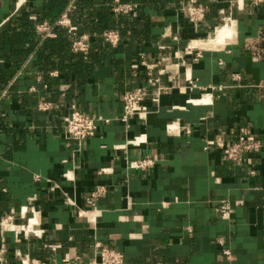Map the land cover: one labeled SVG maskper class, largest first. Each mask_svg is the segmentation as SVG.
<instances>
[{
  "label": "crops",
  "instance_id": "0c3cea01",
  "mask_svg": "<svg viewBox=\"0 0 264 264\" xmlns=\"http://www.w3.org/2000/svg\"><path fill=\"white\" fill-rule=\"evenodd\" d=\"M65 1L59 18L66 13L75 33L60 26L56 52L46 39L62 42L58 32L39 34L26 56H13L18 45L1 31L23 6L40 10L43 0H0V220L12 210L15 223H26L20 207L33 206L43 232L15 236L0 227L7 264H20L17 252L45 264H93L95 239L122 251L125 264H264V149L231 163L205 147L244 124L264 141V5L213 0L192 24L183 0H126L138 4L141 20L107 46L100 35L119 18L108 14V2ZM228 15L220 33L230 40L208 45ZM82 34L86 53L72 48ZM143 61L160 75L150 91L164 90L158 105L145 100L144 119L126 126L121 97L145 84ZM71 104L97 126L80 147L62 124ZM136 137L141 142L128 143ZM144 158L152 165L129 167ZM97 186L105 192L95 199L93 224L78 209H90L85 199ZM222 199L232 206L227 219L215 211Z\"/></svg>",
  "mask_w": 264,
  "mask_h": 264
},
{
  "label": "built area",
  "instance_id": "2783aa9c",
  "mask_svg": "<svg viewBox=\"0 0 264 264\" xmlns=\"http://www.w3.org/2000/svg\"><path fill=\"white\" fill-rule=\"evenodd\" d=\"M213 0H183L182 10L185 12L187 20L192 24L200 23L206 13L209 3ZM251 7H259L264 5V0H246ZM109 9L112 14L116 17L129 16L135 17L138 12V4L135 2L123 1V0H112L109 4ZM226 22L223 25L231 22L230 15L225 16L223 20ZM58 26H68L69 31H76L77 27L70 24V18L66 13H64L59 19L55 21L54 24L49 21H43L36 25V31L44 37H54L56 35V28ZM104 43L110 46H116L120 40V30L118 27L114 29L105 30L100 35ZM72 48L74 51H79L86 53L89 48V38L87 35L82 34L76 36V39L72 43ZM192 46H188L189 54L193 51ZM199 56V53L196 55ZM146 69V82L143 86H139L133 90L126 91L122 94V113L120 115V120L125 123L126 126L129 125L130 121L134 118L144 119L145 116L150 112L149 108L145 105V100H149L155 105L159 104V97L163 92L164 88L159 86L154 91H150V83H160V75H155L153 70L155 65L148 64L143 61ZM234 79L237 78L235 75ZM191 88L196 87V84L188 77ZM205 90V88H204ZM203 97L201 98L202 101ZM203 102V101H202ZM49 103H42L38 105V109L46 110ZM64 133L67 139H71L76 142L78 147L82 146L83 142L92 137L97 129L95 119L85 113H83L76 104H71L66 113L64 114L62 120ZM168 129L176 130L178 126L174 123L167 125ZM184 129L189 133V127H184ZM141 142V137H136L131 141L130 144H136ZM206 148L211 147L221 152L223 157L231 163H241L243 161L244 155L249 152L258 153L264 149V141L255 134L252 133L249 126L244 124L240 126L237 130L230 131L229 139H226L222 134L216 135L212 140L207 141ZM152 165V160L149 158L137 159L129 163V167L133 169H146ZM105 169H101L103 172ZM66 176V175H65ZM59 188V186L54 183L50 190ZM105 192L104 186H97L90 194L86 197V204L89 205L90 209H78V215L85 217L90 223H96V207L95 199L100 197ZM232 206L229 200H220L215 211L220 218L227 219L230 217ZM37 209L31 206L29 209L27 206L20 207V214L22 217L28 214L26 223L17 224L14 221V211L5 216L0 220V227L5 231H12L15 236H18L19 232H22L26 237L34 236L41 237L42 230L38 228L39 220L37 218ZM37 218V221L31 223V220ZM31 227V230H29ZM222 243V241H220ZM54 248L53 245H50ZM92 249L94 253L93 264H125L124 255L122 251L103 243L99 239H95L92 244ZM226 255H229L228 250H223ZM16 257L18 258L20 264H45V262L38 259L29 257L28 255H22L17 252ZM8 259L4 249L0 248V264H7Z\"/></svg>",
  "mask_w": 264,
  "mask_h": 264
},
{
  "label": "trees",
  "instance_id": "16d2710c",
  "mask_svg": "<svg viewBox=\"0 0 264 264\" xmlns=\"http://www.w3.org/2000/svg\"><path fill=\"white\" fill-rule=\"evenodd\" d=\"M111 1L112 0H105V2H108V4ZM145 1L153 3L157 0ZM82 3L83 5L92 4L91 0H84V2ZM65 6V0H43V6L40 10L36 7H32L29 9L26 6H23L19 11V15H17V17H14L11 21L8 22L7 30L1 31L2 38L6 37L8 39V42H10L11 44L18 45V47H12V49L10 50V55L26 56L36 46L37 39L40 36L39 33L36 31V25L43 21H49L50 23L54 24L55 21L61 15ZM107 12L111 17H113V14L110 9H108ZM32 14L35 15V19L31 18ZM141 16L142 11L140 10H138L137 15L135 17L120 16L117 21L120 32L123 33L125 30L133 29V25L141 20ZM58 27L56 28V32H58L56 39L62 40V42H54L53 38H47L46 43H52L49 46L51 49L50 54L56 52L57 49H59L57 44H61V46L63 44V36L61 34L59 35L60 29H58ZM39 56L42 57L43 54L40 53ZM71 57L81 60V57L78 55H72ZM9 58L10 56L8 57V59Z\"/></svg>",
  "mask_w": 264,
  "mask_h": 264
},
{
  "label": "bare ground",
  "instance_id": "6f19581e",
  "mask_svg": "<svg viewBox=\"0 0 264 264\" xmlns=\"http://www.w3.org/2000/svg\"><path fill=\"white\" fill-rule=\"evenodd\" d=\"M22 2V1H21ZM230 36V35H229ZM229 36H228V34L225 32L224 34L223 33H219L218 34V37L215 39V40H213V41H209V43H208V45H220L223 41H226L227 43H228V38H229ZM227 39V40H226ZM229 40H230V38H229ZM197 43V42H196ZM195 43V44H196ZM199 43V42H198ZM201 43H202V41H201ZM205 43V42H204ZM225 43V42H224ZM223 44V43H222ZM194 45V44H193ZM223 46H224V44H223ZM219 48V46H215V48ZM37 221V218L35 217L34 219H32L31 220V223H34V222H36ZM29 230H31V227H30V229Z\"/></svg>",
  "mask_w": 264,
  "mask_h": 264
},
{
  "label": "rangeland",
  "instance_id": "374dc122",
  "mask_svg": "<svg viewBox=\"0 0 264 264\" xmlns=\"http://www.w3.org/2000/svg\"><path fill=\"white\" fill-rule=\"evenodd\" d=\"M230 18H232L231 16H230ZM226 22V19L225 20H223V24ZM224 26H227V25H222L221 27H219L218 29H217V31L216 32H218V33H220L223 29V27ZM197 49H200V48H197Z\"/></svg>",
  "mask_w": 264,
  "mask_h": 264
}]
</instances>
